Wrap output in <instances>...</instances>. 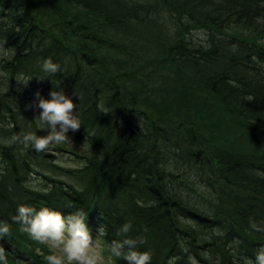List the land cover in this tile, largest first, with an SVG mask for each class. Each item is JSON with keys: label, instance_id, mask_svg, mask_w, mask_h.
I'll use <instances>...</instances> for the list:
<instances>
[{"label": "trees", "instance_id": "obj_1", "mask_svg": "<svg viewBox=\"0 0 264 264\" xmlns=\"http://www.w3.org/2000/svg\"><path fill=\"white\" fill-rule=\"evenodd\" d=\"M153 18L186 31L156 61L214 99L144 88L152 58L96 34ZM263 40L264 0H0V264L38 215L96 228L115 264H264Z\"/></svg>", "mask_w": 264, "mask_h": 264}, {"label": "rangeland", "instance_id": "obj_2", "mask_svg": "<svg viewBox=\"0 0 264 264\" xmlns=\"http://www.w3.org/2000/svg\"><path fill=\"white\" fill-rule=\"evenodd\" d=\"M58 2L62 7L70 10L66 3L62 1ZM80 17L89 22V24L94 22L93 18L84 13L80 15ZM171 19L174 22L178 21L175 18ZM180 20L185 25V20ZM69 22H71V20ZM186 28L188 29V27ZM184 32L186 33L182 27L180 28L173 23L161 22L153 18L148 22L128 23L127 25L125 24V26H121L114 30H106L104 32H101V30L96 31V34H101L104 37V40H106L107 36H109L108 38L112 40V43L109 45V50H111L114 54H117L115 57L120 60V64H122V58L131 56L129 52L132 51L134 43L137 44V50H141V52L152 58L150 61H146V65L143 67L146 68V70L143 71V75L141 76L145 78V81L137 80V82L144 85V88L147 86L151 88L156 87L157 85L161 86V91L158 94L165 96L172 103H176L179 100V93L182 89L189 87H195V91L192 94V98L195 101L200 99L203 100L204 98L212 99V96H208L200 90V75L195 68L190 65L184 66L183 64H174L171 67V64H169V67L171 68L170 71L167 72V60H161L159 62L156 61L160 57H165V47L171 42L173 43L177 39L181 38ZM241 32L243 31L232 28L230 34H239ZM260 42L263 43L264 40ZM220 50L221 53L224 54L223 57H221V61L223 62H225L228 57L237 53L235 50H232L224 45L220 46ZM125 68L127 69L128 66L125 65ZM155 68H157V71L155 70L150 73ZM176 70L180 71L183 76L182 81L185 84L184 87H181V84L177 86L170 82L173 77V73ZM160 74H167V78L165 80H161L158 76ZM17 87L21 92V89H23L24 86L20 87L17 84ZM177 87L179 91L177 90ZM29 90L31 91V89ZM35 91L36 90H34L33 93H35ZM27 93L28 92H26V94ZM21 99V106L24 109H27L30 106V99ZM166 112L167 114L169 113L168 111ZM177 117L183 119L184 116L182 110L179 111ZM236 148H240L239 143ZM53 153L54 152H50V154ZM60 163L66 167L74 166L72 163H69L63 158L60 160ZM76 225L77 224L70 221L52 219L50 217L38 215L33 230L19 229L17 231L20 232V234L12 235L14 238L18 239V242L20 243V248H18L22 252L21 255H24L27 258V260L19 259L21 260L20 263L30 264V261L34 259L36 260V258L39 262L48 264L116 263L115 260L108 255L107 250L104 248L105 246L100 239L99 230L94 228L84 232L82 230H78Z\"/></svg>", "mask_w": 264, "mask_h": 264}, {"label": "bare ground", "instance_id": "obj_3", "mask_svg": "<svg viewBox=\"0 0 264 264\" xmlns=\"http://www.w3.org/2000/svg\"><path fill=\"white\" fill-rule=\"evenodd\" d=\"M117 163H119V161L117 162ZM113 164V163H112ZM118 166H121L120 164H117ZM111 166V165H110Z\"/></svg>", "mask_w": 264, "mask_h": 264}]
</instances>
